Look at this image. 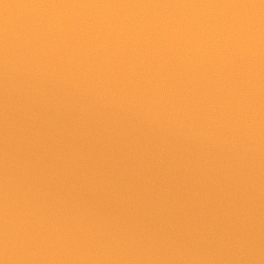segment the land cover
I'll return each instance as SVG.
<instances>
[{
    "label": "water",
    "instance_id": "1",
    "mask_svg": "<svg viewBox=\"0 0 264 264\" xmlns=\"http://www.w3.org/2000/svg\"><path fill=\"white\" fill-rule=\"evenodd\" d=\"M0 264H264V0H0Z\"/></svg>",
    "mask_w": 264,
    "mask_h": 264
}]
</instances>
